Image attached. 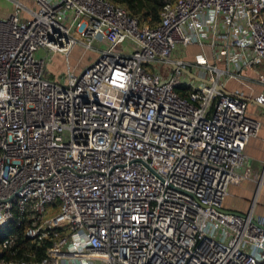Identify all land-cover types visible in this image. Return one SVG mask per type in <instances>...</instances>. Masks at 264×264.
I'll list each match as a JSON object with an SVG mask.
<instances>
[{"label": "built area", "instance_id": "obj_1", "mask_svg": "<svg viewBox=\"0 0 264 264\" xmlns=\"http://www.w3.org/2000/svg\"><path fill=\"white\" fill-rule=\"evenodd\" d=\"M12 2L0 19V228L19 234L0 243V264H264V168L250 210L223 209L261 131L243 98L264 112V0H162L154 23L111 0ZM77 46L91 63L52 79V55ZM191 46L194 60L172 58Z\"/></svg>", "mask_w": 264, "mask_h": 264}, {"label": "crops", "instance_id": "obj_2", "mask_svg": "<svg viewBox=\"0 0 264 264\" xmlns=\"http://www.w3.org/2000/svg\"><path fill=\"white\" fill-rule=\"evenodd\" d=\"M21 3L25 5L27 4L30 5L26 1H21ZM13 10H14V5H13L12 0H0V19L9 17L13 13ZM195 48H196L195 49L196 52H194L193 54L194 58L198 56L199 54H201V50L197 47ZM226 89L232 93L233 92L242 93L244 97H248V98H251L255 94V92L260 91V89L258 88L247 87L246 84L237 82V81H232V84ZM249 112L250 113L254 112V106L252 104H249ZM261 124H262L261 131L259 135L256 138H252L248 141L245 147V150H244V154L246 155L247 158L251 157V158L257 159V161L260 164L261 175H262V171L264 168V121L261 120ZM259 179H256V178L246 179V180H243L238 185H230L228 187V194H227L228 196L224 199V202H223V209L227 212L240 214V215L247 213L251 208V204L253 202L256 188H257V182ZM263 187L261 188V191L263 190L262 192H264ZM249 198H250V201L248 200ZM257 200L259 201H257L255 205L254 216L255 218L258 219L262 217V214L264 212L263 211L264 198L262 199L263 201L261 202H260L261 200L260 198H258ZM259 207L261 208V210H258Z\"/></svg>", "mask_w": 264, "mask_h": 264}, {"label": "rangeland", "instance_id": "obj_3", "mask_svg": "<svg viewBox=\"0 0 264 264\" xmlns=\"http://www.w3.org/2000/svg\"><path fill=\"white\" fill-rule=\"evenodd\" d=\"M31 7L34 8L32 4H31ZM6 18H8V17H6ZM6 18H4V19H6ZM107 45H108V43H106V42L100 43V44L96 43V45H94V48L102 49L103 47H105ZM125 45L128 46L129 42L126 41ZM195 47L196 46H191V47L185 49L183 51V53H180L179 51H173L172 58L173 59L184 58V60H189V61L194 60L193 54H194V52H196ZM197 52H198V50H197ZM94 55L95 54H93L92 52L84 51L81 47L77 46L71 51V53L68 55V57L63 56V55H59V54L52 55L51 61L47 67V70H48L50 76L52 77V79L59 81L66 74L68 64L71 68H74L75 70H80V69L82 70L87 65H89L91 63V60L94 58ZM49 57H50V55H49ZM149 68L153 69V68H159V67H158V65H154V66H150ZM256 70L262 72V65L258 64L256 66ZM231 84H232V81L228 82L226 88L229 87ZM251 114H253L256 117V119H258L260 122H261V120L264 121V112L261 109H257L254 106V112ZM242 170L248 171V174H249L248 179H253V178L259 179L260 178L261 169H260V164L256 158H251V157L246 158L244 163H243ZM254 191H255V189H254ZM262 191L260 192L259 197H258L261 199L260 202L263 201L262 199L264 198V192H262ZM250 198L248 199L249 201H250ZM257 201H259V200H257ZM258 210H261V208L259 207ZM263 211H264V209H263Z\"/></svg>", "mask_w": 264, "mask_h": 264}, {"label": "trees", "instance_id": "obj_4", "mask_svg": "<svg viewBox=\"0 0 264 264\" xmlns=\"http://www.w3.org/2000/svg\"><path fill=\"white\" fill-rule=\"evenodd\" d=\"M113 3L120 4L126 8L131 16L137 17L140 21L154 23L158 20V13L161 8L162 0H111ZM180 88L179 91H182ZM19 234V229L14 223L0 228V243L12 235ZM23 246L24 240H19ZM18 257V256H17Z\"/></svg>", "mask_w": 264, "mask_h": 264}, {"label": "water", "instance_id": "obj_5", "mask_svg": "<svg viewBox=\"0 0 264 264\" xmlns=\"http://www.w3.org/2000/svg\"><path fill=\"white\" fill-rule=\"evenodd\" d=\"M207 55H208V54H207ZM184 73H185L188 77H190L191 79H193V80L201 81L200 79H198L195 75H193V74H192L191 72H189L188 70H184ZM202 82H206V81H203V80H202ZM218 91H221V92H223V93H225V94H228V92H227L225 89H223L222 87H218ZM243 99L246 100L247 102L251 103V104L254 103L252 99H247V98H243Z\"/></svg>", "mask_w": 264, "mask_h": 264}]
</instances>
